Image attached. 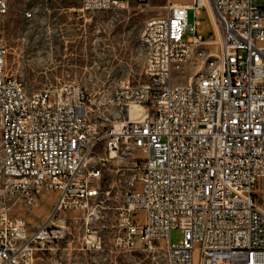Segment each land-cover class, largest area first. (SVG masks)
<instances>
[{"label": "built area", "instance_id": "1", "mask_svg": "<svg viewBox=\"0 0 264 264\" xmlns=\"http://www.w3.org/2000/svg\"><path fill=\"white\" fill-rule=\"evenodd\" d=\"M131 2L82 0L80 10L121 11ZM137 3L142 10L150 5ZM212 3L220 29L214 23V41L197 32L201 0L169 1L165 15L146 21L140 38L148 82L124 83L109 96L107 117L115 123L101 134L80 84L29 92L6 72L10 5L0 0V264H41L66 236L57 215L90 211L98 200L96 148L124 141L146 160L141 186L118 208L122 241H163L167 264H264V212L255 196L264 178V0ZM213 42L216 49L205 47ZM192 57L203 66L187 83L176 81L174 71ZM44 191L58 195L42 224L11 215L16 202L33 205ZM173 228L183 233L178 244Z\"/></svg>", "mask_w": 264, "mask_h": 264}, {"label": "rangeland", "instance_id": "2", "mask_svg": "<svg viewBox=\"0 0 264 264\" xmlns=\"http://www.w3.org/2000/svg\"><path fill=\"white\" fill-rule=\"evenodd\" d=\"M7 1L10 9L4 23L6 72L21 80L29 92L66 83L80 84L92 100V123L101 134L115 123L107 117L105 102L109 96L124 83L148 82L144 72L146 47L140 38L146 21L165 15L169 1L193 2L147 0L150 5L142 10L137 8V0H132L130 9L84 13L80 10L82 0ZM203 1L206 6L197 16L201 22L197 32L214 41V23L220 33L219 23L212 0ZM194 20V12L189 10V22ZM218 46L214 42L205 45L213 49ZM202 66L201 59L192 57L174 71L175 80L187 83ZM138 109L132 107L136 117H141ZM1 156L0 148V164ZM145 160V153L131 141H124L115 149L102 142L91 159L102 171L98 200L90 211L67 209L57 215L56 222L66 226V236L42 254L41 264H167L163 241H155L151 246L138 241L131 246L121 240L122 233L116 226L118 208L131 191L141 186ZM57 195V191H44L35 204L18 201L11 206L10 213L37 227L51 215ZM255 196L264 212V178ZM143 216L141 213V221ZM170 238L178 244L183 239L181 229L173 228Z\"/></svg>", "mask_w": 264, "mask_h": 264}, {"label": "bare ground", "instance_id": "3", "mask_svg": "<svg viewBox=\"0 0 264 264\" xmlns=\"http://www.w3.org/2000/svg\"><path fill=\"white\" fill-rule=\"evenodd\" d=\"M202 2H204L203 0H201ZM206 1V0H205ZM211 3H212V1H211ZM212 10H213V12H214V16L216 17V13H215V10H214V7H213V3H212ZM217 18V17H216ZM216 42H218L219 43V40L218 41H216Z\"/></svg>", "mask_w": 264, "mask_h": 264}, {"label": "crops", "instance_id": "4", "mask_svg": "<svg viewBox=\"0 0 264 264\" xmlns=\"http://www.w3.org/2000/svg\"><path fill=\"white\" fill-rule=\"evenodd\" d=\"M194 1V0H193ZM192 3V2H191Z\"/></svg>", "mask_w": 264, "mask_h": 264}]
</instances>
